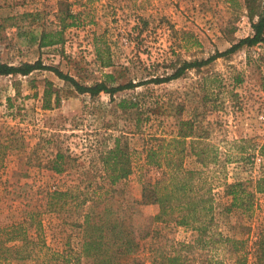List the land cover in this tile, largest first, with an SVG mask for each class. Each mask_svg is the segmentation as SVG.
Segmentation results:
<instances>
[{
	"label": "rangeland",
	"instance_id": "rangeland-1",
	"mask_svg": "<svg viewBox=\"0 0 264 264\" xmlns=\"http://www.w3.org/2000/svg\"><path fill=\"white\" fill-rule=\"evenodd\" d=\"M57 1L0 0L1 62L40 59L80 84L115 85L170 73L182 61L204 60L251 33L242 0H61L73 25L63 31L62 42L39 48L40 32L56 25ZM139 16L148 24L136 37ZM263 75V43L242 45L167 82L111 96L79 93L47 70L0 75V225L26 220L29 240L58 253L43 248L35 257L0 264L74 260L78 225L90 208L98 211L107 203L122 221L123 206L139 199V175L153 176L142 165L140 150L149 134L162 132L179 141V133L188 134L181 157L179 142L169 146L173 159L187 168L199 167L191 151L202 144L191 141L203 140L216 151L215 163L204 172L213 200L212 238L190 255L193 263L255 264L257 235L264 230V189L253 192L248 212L236 207L226 212L222 182L241 181L252 190L253 181L264 178V163L251 159L264 139ZM124 142L135 151L133 170L110 184L102 161L114 144L122 149ZM56 153L61 154L58 171L51 169ZM52 191L66 195L48 207ZM129 211L140 227L157 206L135 202ZM161 234V243L170 245L190 240L193 231L169 223ZM139 262L148 264L145 250L121 256L117 264Z\"/></svg>",
	"mask_w": 264,
	"mask_h": 264
},
{
	"label": "trees",
	"instance_id": "trees-1",
	"mask_svg": "<svg viewBox=\"0 0 264 264\" xmlns=\"http://www.w3.org/2000/svg\"><path fill=\"white\" fill-rule=\"evenodd\" d=\"M242 1L246 8L251 33L238 39L224 51L215 52L204 60L182 61L170 73L150 74L148 77L136 81L127 79L122 84L115 85H106L105 81L83 85L78 83L72 76L62 73L56 67L44 64L40 59H36L33 62H20L17 65L0 61V75H27L32 70H47L51 71L57 78L68 82L77 92L87 93L89 96L96 95L99 92L111 96L119 90H131L146 83L159 84L167 82L180 77L189 68L200 67L215 57L232 52L242 45L264 44V0ZM57 5L56 25L54 28L40 32L37 41L39 48L62 42L63 31L73 25L74 17L68 5L61 0L57 1ZM253 17H255V20H253ZM138 22L139 28L135 34L136 37L147 26L148 20L139 16L137 18ZM109 65L108 62L102 64V66ZM106 77L111 78L112 76L106 74ZM259 86L264 92V75L259 78ZM122 103L131 104L127 100H122ZM179 136L183 140L188 134L179 133ZM146 139L140 150L143 153L142 165L146 170H151L153 176L145 178L144 174L139 175V199L132 200L131 203L127 202L123 206L122 221L111 213V205H107V203L98 211H91L90 208L89 211L83 214L82 221L78 225L80 243L74 260L65 259L56 262L53 258L52 264H81L80 258L90 259V264H117L121 256L134 254L141 250L146 251L148 264H194L190 255L212 238V234L208 233H210L212 221L213 200L210 194L211 188L205 182L204 172L207 170L208 164L215 163V148L209 143L202 142L203 140L200 142L191 141L192 144H202L196 150L192 148L191 151L192 155L197 158L199 167L187 168L181 160L175 161L173 159V151L169 148L170 143L173 141L182 145V140H175L170 136V132L168 134L162 132L158 135L149 134ZM181 145L176 151V154H179L180 157L184 153V147ZM134 153L135 151L130 149L125 142L122 143V149L114 144L106 152L102 162L103 168L109 174L110 184L119 178H126L132 173ZM258 153L264 158V139L258 146ZM60 158L61 154L56 153L51 169L58 171L56 163L61 160ZM222 184L224 195L227 196L226 212L234 207L248 212L252 204L253 192H261L264 189V178L254 180L252 190H247L241 181L222 182ZM65 195V191L50 192L47 201L48 207H53L59 201L61 202ZM90 199L95 202L94 198ZM135 202L141 205L155 204L157 206V212L149 218L146 225L139 227L133 224L132 213L129 210ZM61 204H64V202ZM30 215L28 214V216ZM169 223L192 230L191 239L176 241L170 245L161 243L162 229L167 227ZM27 227L28 222L26 220L0 225V261L32 258L41 249H47V246L43 243L38 246L35 242L29 240L31 237L27 234ZM216 234L218 235V233ZM220 238L222 242L227 240L226 237L220 236ZM47 251L50 255L58 256L57 252L49 249ZM38 264L44 263L38 261ZM255 264H264V230H259L257 235Z\"/></svg>",
	"mask_w": 264,
	"mask_h": 264
},
{
	"label": "built area",
	"instance_id": "built-area-1",
	"mask_svg": "<svg viewBox=\"0 0 264 264\" xmlns=\"http://www.w3.org/2000/svg\"><path fill=\"white\" fill-rule=\"evenodd\" d=\"M257 118H258L259 120H261V119H263V115H262V114H259V115L257 116ZM251 159H252L255 163H256V162L264 163V158H263L262 156L258 155L257 153H255L254 156L251 157Z\"/></svg>",
	"mask_w": 264,
	"mask_h": 264
}]
</instances>
